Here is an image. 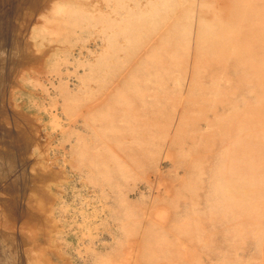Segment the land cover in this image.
Segmentation results:
<instances>
[{
	"label": "rangeland",
	"instance_id": "1",
	"mask_svg": "<svg viewBox=\"0 0 264 264\" xmlns=\"http://www.w3.org/2000/svg\"><path fill=\"white\" fill-rule=\"evenodd\" d=\"M143 1L0 0L11 264H264V70L234 67L235 55L203 63L192 43L169 58L164 43L132 72L146 45L132 58L123 32ZM240 134L261 151L244 191L254 208L237 218L206 199L222 142Z\"/></svg>",
	"mask_w": 264,
	"mask_h": 264
},
{
	"label": "bare ground",
	"instance_id": "2",
	"mask_svg": "<svg viewBox=\"0 0 264 264\" xmlns=\"http://www.w3.org/2000/svg\"><path fill=\"white\" fill-rule=\"evenodd\" d=\"M210 1H215L213 7ZM255 1L258 0H145L142 4H139V2L137 11L139 15H136L134 22L131 20L133 26L125 27L123 32L127 40H131L130 44L133 43L132 58L140 52L138 49L146 45L143 52L139 53L141 54L138 55L139 61L134 63L135 66L132 67V72L142 69L147 62H159L162 48L165 47L163 46L164 43L168 45L167 51L164 52L168 54L169 58L176 57L178 51L181 55H188L183 52H187L189 45L192 43L196 54L203 59V63L212 60L220 65L229 56L235 55V60L232 61L234 67H240L242 64L245 66V72L253 69L261 75L264 70V0H262L263 3L260 6L254 3ZM154 34L156 35L155 38ZM153 40L156 41L151 43ZM182 42L183 44H181ZM257 50H259V53H256ZM194 66L197 69L202 67L197 61ZM226 70L225 68L224 72ZM255 75L258 76L256 73ZM1 96H3V93L0 92V105L2 102ZM1 113L3 111L0 109ZM3 133L4 135H2ZM3 133L0 134V148L5 145L6 151L4 154L0 153V178L3 176L9 177L10 173L11 176H14L10 169L17 159V155L10 151L17 150V147L13 145V136ZM262 135L264 137V132ZM256 136H259V134ZM18 139L20 140V138ZM243 143L245 142L242 141L241 134L240 138L234 139L231 143L222 142L218 164L216 167L213 166L209 173L210 193L206 199V204L210 205L212 209L214 207V209H219L218 206H211V203L214 202L213 199L215 204L222 201L226 202V204H223L221 211L224 213L229 212L237 218L242 216L243 212H250L254 208V202L244 198L246 197L244 191L252 189L251 185L254 177L251 170L253 163L256 161V157L253 155L261 151V148H243ZM10 182H12L11 185H15L13 179ZM163 189L165 188L163 187ZM156 190L159 189L156 188ZM15 191V189L11 192L7 191L12 195V198L0 203L6 211L11 210V206L14 205L15 197H13L12 192ZM193 210L191 207L187 209L188 212L184 214L188 215L185 217L193 216L194 218L196 215H193ZM179 228L186 229L187 225H180ZM258 234L264 237V229L261 228ZM30 238H32V235ZM5 239L4 235L0 233V264H11L14 262L8 255Z\"/></svg>",
	"mask_w": 264,
	"mask_h": 264
}]
</instances>
